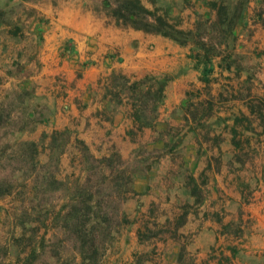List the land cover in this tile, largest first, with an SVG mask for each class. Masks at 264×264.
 Here are the masks:
<instances>
[{"label":"rangeland","instance_id":"374dc122","mask_svg":"<svg viewBox=\"0 0 264 264\" xmlns=\"http://www.w3.org/2000/svg\"><path fill=\"white\" fill-rule=\"evenodd\" d=\"M141 2L186 43L134 29L103 0H0V109L12 120L0 150L35 142L42 174L59 182L46 190L13 178L12 193L0 197V264H80L55 218L89 177L96 199L128 220L115 228L104 264H177L183 248L189 264H264L253 211L264 197V0ZM223 6L236 37L215 26ZM134 33L174 42L186 65L140 73L153 46L141 51ZM202 43L218 54L208 65ZM184 70L195 73L186 88L176 83ZM115 74L166 83L152 128L135 123L128 93L108 92L118 91ZM80 142L109 161L87 162Z\"/></svg>","mask_w":264,"mask_h":264},{"label":"trees","instance_id":"16d2710c","mask_svg":"<svg viewBox=\"0 0 264 264\" xmlns=\"http://www.w3.org/2000/svg\"><path fill=\"white\" fill-rule=\"evenodd\" d=\"M103 5L111 16L119 21L130 24L134 29L160 34L181 45L186 43L184 40L172 36L166 29L175 30L173 26L163 17L145 7L141 0H103ZM211 8L213 10L216 9L217 3L212 2ZM219 14H223V18L221 17V19L215 23V26L226 25L228 27V32L219 28L222 34L230 33L233 37H236L235 24L232 20L228 22L226 6H223L219 10ZM1 17L2 11L0 9V20ZM180 34L185 33L180 32ZM200 45L205 49L204 59H206L205 61L208 65L212 62L213 57L218 56V54H213L215 45L211 47H207L205 43ZM226 57L230 58V55ZM199 62L200 60L197 59L198 64ZM227 69H230V64H228ZM113 78L115 82L113 87L118 89V91L114 92L109 89L108 92L114 97H118L120 100L123 93H128L127 97L133 101V108L135 109L133 112L135 123L141 130L152 128L158 120L157 113L166 96V83L159 82L158 78L154 76H147L145 79L136 81H132L127 76L121 74H115ZM148 82L153 84L148 86ZM152 114H154V116ZM11 124V115L9 113L5 114V112L0 109V130ZM27 129L28 128L25 126L18 131L22 133ZM11 135L12 134L9 132L3 133L4 138ZM59 135H62V132H55L53 138L55 143ZM3 137L0 139H3ZM80 145L83 148L84 157L87 159V162L91 161L93 164H104L109 161V158H95L83 142H80ZM1 148L2 147H0V149ZM38 153V146L32 141L16 142L9 155H7V151L0 150V157L3 158L4 156H8V163L0 164V171L7 173L0 179V197L12 193L17 183V180H13V178L33 180L35 184L37 183L39 187H45L46 190L55 189L54 185L59 182L55 177L53 178L50 175L42 174L44 166L36 159ZM104 167L101 169H105ZM94 169L95 166H92L91 169L88 168V171ZM96 169H98V167H96ZM132 176L133 173L128 176V185L132 182ZM107 181L106 178V181L101 182L99 186L107 185ZM91 184L92 177H89L86 183L78 188L75 194L73 193L69 202L64 204L55 220L60 222L62 229L69 233L71 238L76 241L81 258L80 264H104L103 262L108 251V246L114 238L115 228L122 223H127L128 220L123 212L119 213L115 212L113 209L110 210V208H108V203L105 202L104 199H96V193L93 191ZM129 189L130 188L127 190L128 193H130ZM110 198L114 197L111 196ZM126 199L127 198H124L123 201ZM30 259H33V256ZM32 262L30 261L29 263L28 261L27 264H32ZM177 264H189L185 248L182 249Z\"/></svg>","mask_w":264,"mask_h":264},{"label":"crops","instance_id":"0c3cea01","mask_svg":"<svg viewBox=\"0 0 264 264\" xmlns=\"http://www.w3.org/2000/svg\"><path fill=\"white\" fill-rule=\"evenodd\" d=\"M134 37H141L143 40L140 43V50L144 51L147 50L148 47L153 46V51L151 53L147 54L148 56H151L150 60L143 56L138 60L139 65V72H167L172 71L175 68L167 67L168 63H171L174 65L178 62H181L183 66L187 63V56L184 49L177 46L174 42H171L161 36H145L141 34H133ZM137 71V72H138ZM185 74L183 75L179 80L176 81V83H180L181 86L187 87L188 81H192L191 77L195 76L194 71L188 70L185 71ZM169 105L173 102L170 100V98L167 100ZM254 216L257 220V228L255 227V231H260L261 238L264 242V197L262 201L257 200V202L253 206ZM255 225V226H256ZM259 227V228H258ZM255 239H259L258 235H254ZM263 250H264V243H263Z\"/></svg>","mask_w":264,"mask_h":264}]
</instances>
